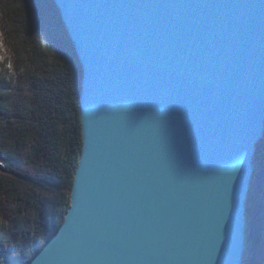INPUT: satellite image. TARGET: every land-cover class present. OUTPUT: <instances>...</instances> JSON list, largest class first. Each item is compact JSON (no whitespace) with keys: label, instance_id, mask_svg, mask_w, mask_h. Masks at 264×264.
<instances>
[{"label":"water","instance_id":"1","mask_svg":"<svg viewBox=\"0 0 264 264\" xmlns=\"http://www.w3.org/2000/svg\"><path fill=\"white\" fill-rule=\"evenodd\" d=\"M54 1L83 69V150L29 264H246L264 0Z\"/></svg>","mask_w":264,"mask_h":264},{"label":"trees","instance_id":"2","mask_svg":"<svg viewBox=\"0 0 264 264\" xmlns=\"http://www.w3.org/2000/svg\"><path fill=\"white\" fill-rule=\"evenodd\" d=\"M83 69L54 0H0V264H29L64 222L83 150ZM246 264H264V139Z\"/></svg>","mask_w":264,"mask_h":264}]
</instances>
